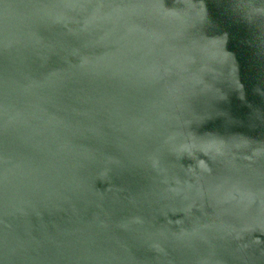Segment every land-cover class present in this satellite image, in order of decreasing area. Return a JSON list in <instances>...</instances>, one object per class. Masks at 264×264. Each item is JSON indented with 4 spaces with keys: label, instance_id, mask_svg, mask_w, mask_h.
<instances>
[{
    "label": "water",
    "instance_id": "water-1",
    "mask_svg": "<svg viewBox=\"0 0 264 264\" xmlns=\"http://www.w3.org/2000/svg\"><path fill=\"white\" fill-rule=\"evenodd\" d=\"M0 264H264V0H0Z\"/></svg>",
    "mask_w": 264,
    "mask_h": 264
}]
</instances>
